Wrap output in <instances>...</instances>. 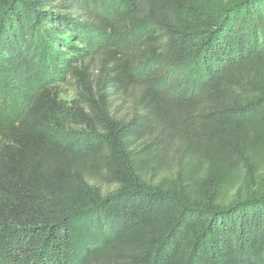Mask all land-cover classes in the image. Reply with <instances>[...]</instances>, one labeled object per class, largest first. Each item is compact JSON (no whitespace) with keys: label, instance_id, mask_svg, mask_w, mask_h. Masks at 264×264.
Listing matches in <instances>:
<instances>
[{"label":"trees","instance_id":"obj_1","mask_svg":"<svg viewBox=\"0 0 264 264\" xmlns=\"http://www.w3.org/2000/svg\"><path fill=\"white\" fill-rule=\"evenodd\" d=\"M261 150L264 0H0L1 264H264Z\"/></svg>","mask_w":264,"mask_h":264},{"label":"rangeland","instance_id":"obj_2","mask_svg":"<svg viewBox=\"0 0 264 264\" xmlns=\"http://www.w3.org/2000/svg\"><path fill=\"white\" fill-rule=\"evenodd\" d=\"M187 67L185 71L190 73V79L196 78L197 75L195 71L189 70ZM2 89L5 91H1V96L7 92V88L2 86ZM66 93L63 94V99L67 101H71L75 97V92L71 88H65ZM185 133H189L191 138H194L195 146H199V148H203L202 139H197L195 136H199L203 133V130L197 129L194 131L193 129H188ZM251 145L257 146V144L263 141V138H253L251 140ZM157 150V149H155ZM202 150V149H201ZM257 156L258 169H261L264 166V150L255 153ZM197 160L194 153L191 152V147L184 142L177 141L169 144L166 148L155 151L154 157L151 159V166L149 172L147 174V180L151 183H159V182H168L169 180H177L179 177H183L189 170H201L200 165L193 164ZM238 178L235 177L231 179L228 190H226V198L229 199L233 196L234 192L237 190ZM113 186H109L107 184L102 185L103 192L113 190ZM9 246L3 245L0 243V264L2 262V256L8 251Z\"/></svg>","mask_w":264,"mask_h":264}]
</instances>
